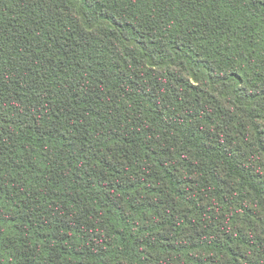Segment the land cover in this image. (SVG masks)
<instances>
[{
    "label": "trees",
    "instance_id": "16d2710c",
    "mask_svg": "<svg viewBox=\"0 0 264 264\" xmlns=\"http://www.w3.org/2000/svg\"><path fill=\"white\" fill-rule=\"evenodd\" d=\"M0 264H264V0H0Z\"/></svg>",
    "mask_w": 264,
    "mask_h": 264
}]
</instances>
